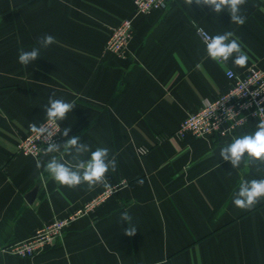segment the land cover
Segmentation results:
<instances>
[{"label": "crops", "instance_id": "crops-1", "mask_svg": "<svg viewBox=\"0 0 264 264\" xmlns=\"http://www.w3.org/2000/svg\"><path fill=\"white\" fill-rule=\"evenodd\" d=\"M133 1L0 0V264H264V199L248 210L233 204L241 178L264 179V163L233 169L219 155L258 122L231 137L177 135L188 114L229 88L226 68H264V0H246L242 26L226 10L216 14L185 0L134 16ZM128 17L132 38L119 58L105 41ZM199 29L233 32L246 65L209 58ZM49 34L55 43L41 48L40 58L18 62ZM53 93L75 106L58 123L90 147L79 158L99 147L115 155L116 170L106 174L114 190L43 252L19 258L5 250L106 189L62 186L37 169V160L46 164L61 153L33 159L16 151L29 125L47 119L43 107ZM65 140L61 132L59 144ZM63 160L75 163L70 155ZM124 212L130 221L121 219ZM133 226L136 234L127 236Z\"/></svg>", "mask_w": 264, "mask_h": 264}, {"label": "clouds", "instance_id": "clouds-1", "mask_svg": "<svg viewBox=\"0 0 264 264\" xmlns=\"http://www.w3.org/2000/svg\"><path fill=\"white\" fill-rule=\"evenodd\" d=\"M190 5L208 6L216 14H220L226 10L230 14L231 23L243 25L246 17L240 14L241 7L246 0H185ZM203 33V29L199 30ZM234 33L229 31L215 36L204 34V43L206 53L209 58L214 61L228 62L239 67H244L248 61V55L242 50L238 39L233 38ZM40 47L33 48L29 51H21L18 55V62L22 65H29L40 58L41 48H47L55 43V37L45 35L38 41ZM74 104L65 102L62 99H56L53 93L50 96L47 105L43 107L47 118V123H36L29 125L32 133L43 139L47 143L45 155L51 153H61V157L51 156L47 163L40 160L36 161L37 169L42 166L49 176L62 186L75 188L86 183L89 189L96 185H103L106 189L110 188L106 174L116 170L117 161L115 155L110 157L109 149L99 147L91 152V156L87 160L79 157L90 151V147L86 143L80 141V137H69L71 127L64 128L62 131L54 130L49 124H55L66 119L67 113L74 109ZM230 111V110H229ZM259 111H264L260 109ZM66 138L63 144L56 143L54 137L57 133H61ZM70 155L75 163L63 160V155ZM220 158L231 164L233 169H239L242 162L254 164L257 161L264 163V120L257 123L256 129L252 134H245L235 138L229 145L220 147ZM261 199H264V179L245 180L241 178L238 190L233 193V204L240 209H251ZM123 221H130L131 217L127 212L121 214ZM137 230L133 227L125 229L127 236H134Z\"/></svg>", "mask_w": 264, "mask_h": 264}, {"label": "built area", "instance_id": "built-area-1", "mask_svg": "<svg viewBox=\"0 0 264 264\" xmlns=\"http://www.w3.org/2000/svg\"><path fill=\"white\" fill-rule=\"evenodd\" d=\"M165 5L166 0H134L133 15L150 14L163 9ZM132 30L133 17L123 19L109 32L105 49L119 58H125L128 55ZM199 34L203 40L204 34L210 36L204 30L203 33L199 31ZM218 63L225 62L218 61ZM225 76L230 83L229 88L204 107L188 114L178 128L179 137L182 138L187 134L197 139L231 137L249 120L257 122L264 120V111H259L264 109V68L251 67L244 74H237L232 68H226ZM43 122L47 123V119ZM48 126L60 131L58 122ZM53 139L59 143L60 133H57ZM47 146L43 139L30 130L19 138L16 151L23 156L38 159L45 154ZM113 190L112 187L104 189L71 214L43 224L29 238L8 247L5 251L19 258H31L40 254L62 236L71 222L88 215L105 202Z\"/></svg>", "mask_w": 264, "mask_h": 264}, {"label": "water", "instance_id": "water-1", "mask_svg": "<svg viewBox=\"0 0 264 264\" xmlns=\"http://www.w3.org/2000/svg\"><path fill=\"white\" fill-rule=\"evenodd\" d=\"M36 192H37V188H34L33 190H31V191L27 194V196H26V200H27L28 202H31V201L34 199V197H35V195H36Z\"/></svg>", "mask_w": 264, "mask_h": 264}, {"label": "rangeland", "instance_id": "rangeland-1", "mask_svg": "<svg viewBox=\"0 0 264 264\" xmlns=\"http://www.w3.org/2000/svg\"><path fill=\"white\" fill-rule=\"evenodd\" d=\"M152 13V12H151ZM130 44V43H129ZM221 64V63H220ZM223 64H225V63H223Z\"/></svg>", "mask_w": 264, "mask_h": 264}]
</instances>
